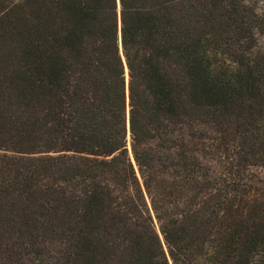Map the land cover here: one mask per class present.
<instances>
[{"label":"trees","instance_id":"obj_1","mask_svg":"<svg viewBox=\"0 0 264 264\" xmlns=\"http://www.w3.org/2000/svg\"><path fill=\"white\" fill-rule=\"evenodd\" d=\"M263 38L264 0H0V264H264Z\"/></svg>","mask_w":264,"mask_h":264},{"label":"water","instance_id":"obj_2","mask_svg":"<svg viewBox=\"0 0 264 264\" xmlns=\"http://www.w3.org/2000/svg\"><path fill=\"white\" fill-rule=\"evenodd\" d=\"M117 7H118V29H119V40H120V5H119V2H117ZM125 78H126V92H127V86H128V74H127V69H126V66H125ZM154 224H155V227H156V230H157V233L159 235V238L161 240V243H162V246L164 247L165 249V246H164V242H163V239H162V236L158 230V227L156 225V222L154 221ZM171 264V263H169Z\"/></svg>","mask_w":264,"mask_h":264},{"label":"rangeland","instance_id":"obj_3","mask_svg":"<svg viewBox=\"0 0 264 264\" xmlns=\"http://www.w3.org/2000/svg\"><path fill=\"white\" fill-rule=\"evenodd\" d=\"M261 4H262V2L259 5H261ZM261 43H264V38L262 39Z\"/></svg>","mask_w":264,"mask_h":264}]
</instances>
